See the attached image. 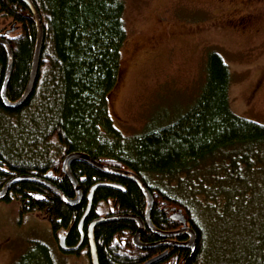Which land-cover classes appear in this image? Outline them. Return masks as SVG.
I'll return each mask as SVG.
<instances>
[{"label":"trees","instance_id":"16d2710c","mask_svg":"<svg viewBox=\"0 0 264 264\" xmlns=\"http://www.w3.org/2000/svg\"><path fill=\"white\" fill-rule=\"evenodd\" d=\"M32 1L42 20L44 40L28 99L15 109L0 100V190L9 179L27 175L45 177L75 197L61 165L68 154L84 152L142 178L154 198L150 217L158 230H178L181 224L170 219L169 210L181 208L197 233L193 253L172 245L140 249L132 242L134 221H106L93 231L99 264H143L164 251L168 255L154 264H214L208 259L216 235H228L219 239L225 245L231 235L244 231L251 239L247 237L246 243L234 239L237 253L229 264H264V124L231 108L232 73L224 58L217 52L209 54L203 87L185 115L128 140L114 126L108 109L128 34L124 0ZM11 25L14 31L5 35L14 54L7 95L15 101L29 79L36 26L24 2L0 0V36ZM6 60L0 45V89ZM71 169L85 194L95 184L115 178L83 161L73 162ZM118 181L123 189L96 188L85 233L88 221L99 216L144 217L147 200L140 188L128 179ZM38 194L43 196L40 201ZM3 200H17L22 212L46 209L55 237L58 229L68 227L69 237L76 235L88 205L85 198L70 206L30 181L12 185ZM245 221L248 225L242 231ZM159 239L150 229L141 237L146 243Z\"/></svg>","mask_w":264,"mask_h":264},{"label":"rangeland","instance_id":"374dc122","mask_svg":"<svg viewBox=\"0 0 264 264\" xmlns=\"http://www.w3.org/2000/svg\"><path fill=\"white\" fill-rule=\"evenodd\" d=\"M124 3L128 34L108 94L110 116L123 137L130 140L185 115L201 92L211 52L230 66L233 111L264 124V0ZM20 205L0 200V264H91L86 253L60 248L46 209L22 212ZM235 235L225 245L219 239L228 235H216L209 263L229 264L237 253L234 239H251L245 231Z\"/></svg>","mask_w":264,"mask_h":264},{"label":"water","instance_id":"95a60500","mask_svg":"<svg viewBox=\"0 0 264 264\" xmlns=\"http://www.w3.org/2000/svg\"><path fill=\"white\" fill-rule=\"evenodd\" d=\"M24 2L31 14L32 18L34 19L35 26H36V44H35V49H34V55L32 59V65H31V70L29 74V79L27 82V85L22 93V95L15 101H12L8 98L7 95V87L8 83L10 80V76L12 73V67H13V50L11 47V44L7 38H5L8 33L14 31L15 26L11 25L9 29H7L4 33L1 34L0 36V45H2L5 48L6 55H7V60H6V67L4 71V77L2 80V85L0 89V100L2 104L11 109H15L20 107L30 96L33 86L37 77L38 73V67L40 63V55H41V50H42V45H43V40H44V27L42 24V20L40 17V14L38 12L37 7L35 6L34 2L32 0H21ZM75 161H83L91 166L95 167L96 169L108 173V174H114L117 176L124 177L126 179H129L137 184V186L140 188L144 196L146 197L147 200V206L145 210V215L144 217L132 215V214H123V215H107V216H99L95 219H93L89 224H88V231H87V236L89 239V248H90V262L91 264H99V259H98V252L96 248V243L93 235L94 228L103 222L106 221H113V220H131L134 221L137 224V230L135 234L132 237V242L133 245L137 248L140 249H145V248H156L161 245H172L176 247H182V248H188L191 250V253H193L196 249V241H197V233L196 231L189 225L185 213L182 211L181 208H171L170 211V219L173 221H176L181 224V227L174 231V232H163L158 230L152 223L150 213L154 204V198L153 195L151 194L150 190L146 186L145 182L142 180V178L136 174L134 171L130 169H122V168H116L109 166L99 160H96L92 158L89 154L84 153V152H72L68 154L61 165V170L63 175L69 178L71 184L73 185L76 195L75 197H69L67 196L59 187H57L55 184L50 182L47 178L45 177H32V176H27V175H19L16 177H13L9 179L1 188L0 190V200L4 199L6 195L8 194V191L14 185L15 183L18 182H24V181H30V182H36L39 183L49 190L53 191L57 196L61 198V200L70 205V206H76L78 205L83 197V191L80 186V182L78 179L74 176L71 165ZM99 186H108V187H115L118 189H121V185L119 184H109V183H97L94 186H92L90 192L87 194L88 198V205L86 208L85 213L83 214L81 220H80V227L84 225V221L86 217L88 216L92 202H93V197H94V192L97 187ZM43 196L41 194L37 195V199L40 201L42 200ZM150 229L152 232L157 234L161 239L152 243H146L141 240V237L143 233L146 231V229ZM181 235H186L188 237L187 240L185 241H179L175 239L174 237L181 236ZM59 246L63 251H70L73 248L69 247L66 245L65 237H61L59 239ZM168 255L167 251H164L143 264H154L160 260H162L164 257Z\"/></svg>","mask_w":264,"mask_h":264},{"label":"flooded vegetation","instance_id":"af4514ba","mask_svg":"<svg viewBox=\"0 0 264 264\" xmlns=\"http://www.w3.org/2000/svg\"><path fill=\"white\" fill-rule=\"evenodd\" d=\"M106 174H108V173H106ZM109 175H111V176H113L115 178H111L108 182H105V183H109V184H119L122 187L121 189H123L124 184L122 182L118 181V179L119 180L120 179L127 180V179L124 178V177H121V176L114 175V174H109ZM116 178H118V179H116ZM112 188H115V187H112ZM83 194H84L83 199L87 198V194H85L84 192H83ZM90 222L91 221L89 220L88 221V224ZM88 224L86 226L87 231H88ZM78 228H79V232L76 233V235H73L72 237H69L70 227H68V228H61L60 230L58 229L57 232H56V239L58 241V244H59V239L61 237H65L66 245L69 246V247H71V248H73L70 251H65L67 253L75 254V255L76 254H79L80 255L81 253H86V251H87L86 250V247L87 246L89 247V239H88V236H87V231L85 233L84 230H83L84 229V225L81 226V227L79 225ZM88 250H89V254H90V248ZM89 258H90V255H89Z\"/></svg>","mask_w":264,"mask_h":264}]
</instances>
